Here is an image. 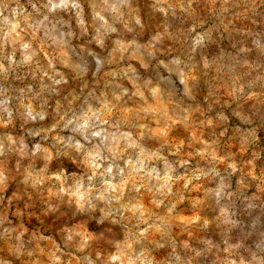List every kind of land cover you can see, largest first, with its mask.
<instances>
[{
	"label": "clouds",
	"instance_id": "9594fccd",
	"mask_svg": "<svg viewBox=\"0 0 264 264\" xmlns=\"http://www.w3.org/2000/svg\"><path fill=\"white\" fill-rule=\"evenodd\" d=\"M0 264H264V0H0Z\"/></svg>",
	"mask_w": 264,
	"mask_h": 264
}]
</instances>
